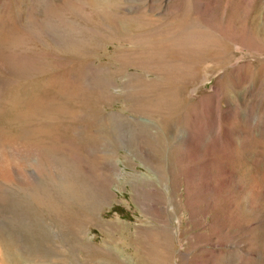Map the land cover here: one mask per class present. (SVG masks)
<instances>
[{"label":"rangeland","instance_id":"rangeland-1","mask_svg":"<svg viewBox=\"0 0 264 264\" xmlns=\"http://www.w3.org/2000/svg\"><path fill=\"white\" fill-rule=\"evenodd\" d=\"M26 4L49 12L44 181L30 162L57 264H264V0ZM2 79L5 93L30 80ZM15 194L0 264H36L2 251Z\"/></svg>","mask_w":264,"mask_h":264},{"label":"bare ground","instance_id":"bare-ground-1","mask_svg":"<svg viewBox=\"0 0 264 264\" xmlns=\"http://www.w3.org/2000/svg\"><path fill=\"white\" fill-rule=\"evenodd\" d=\"M6 1L0 0V7H4ZM14 4L17 6L14 15L16 21H13V24L9 23V27L6 29L0 30L1 47L4 49V52L0 53V75L3 79H7V83L8 81L10 83L15 82L18 77H29L30 80L22 87H14L10 90L11 87L9 86L10 91L5 89L8 91L6 93L3 92L5 87L1 86L3 83L0 84V198L3 199L5 196L3 194L8 195V193L10 195L15 192L17 195L20 190L21 194L18 195L19 202L17 203L20 208L18 207L17 210L20 209L22 219V222H19L15 217V208H13V215L5 214L6 218L11 219L10 226L12 229L6 232L7 235L5 234L2 251L8 254L23 253L32 262L36 261V264H57L60 259H63V255L65 256L63 250H60V247L57 248L58 244L55 245L54 243V240L62 237L59 231L54 230L51 221L47 222L42 217L43 215H38L39 218L36 217V224L32 223L35 199L32 192L34 185L33 167L35 166L34 163L32 166L30 162V157L34 155L38 163V167L36 166L38 168L37 177L39 174L40 180H43L47 176L46 170H48L46 144L49 133L47 127L49 79L47 75L48 60L46 59L48 52L46 49L48 19L46 18L49 15L46 14L49 12L45 8L48 13L45 11L42 14V7L41 16L37 15L33 18L32 14L27 12L26 0H18L17 3L14 1ZM1 13L4 12H0V20H2ZM33 35L37 36L41 43V48L37 52H34L27 44ZM8 85L10 84H7V87ZM43 181L40 184H43ZM14 198V201L17 200V197ZM13 203L15 206L16 202ZM10 204L12 205V203ZM36 213L40 212L36 211ZM62 226L60 227L62 228ZM68 260L70 259L68 258Z\"/></svg>","mask_w":264,"mask_h":264}]
</instances>
